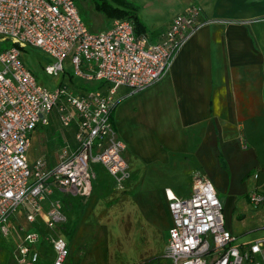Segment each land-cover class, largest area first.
Returning <instances> with one entry per match:
<instances>
[{
	"label": "crops",
	"instance_id": "1",
	"mask_svg": "<svg viewBox=\"0 0 264 264\" xmlns=\"http://www.w3.org/2000/svg\"><path fill=\"white\" fill-rule=\"evenodd\" d=\"M190 5L199 6L208 22L183 43L162 76L136 92L116 89L110 120L126 144L125 188H114L94 165L86 198L55 191L47 197L59 198L67 217L56 230L68 249L63 264H164L171 224L164 190L185 197L195 175L210 181L222 212L250 203L251 190L262 194L256 206L264 208V0H141L136 15L155 39ZM51 120L61 129L59 147L72 145L73 124L61 127L54 112ZM32 133L37 139L39 132ZM36 157L51 163L35 151ZM223 221L240 242L264 235L246 241L249 234L229 216ZM35 229L45 232L41 218ZM36 249L38 264H50L48 243Z\"/></svg>",
	"mask_w": 264,
	"mask_h": 264
},
{
	"label": "built area",
	"instance_id": "2",
	"mask_svg": "<svg viewBox=\"0 0 264 264\" xmlns=\"http://www.w3.org/2000/svg\"><path fill=\"white\" fill-rule=\"evenodd\" d=\"M200 8L190 5L174 14L155 39L136 34L129 18H111L103 30L90 31L74 0H0V232L17 209L30 223L42 219L45 231L66 223L59 198L52 192L86 198L100 165L112 186L124 189L130 177L126 144L110 120L116 89L136 92L157 81L183 43L208 22ZM32 46L52 58L47 75L64 72L67 57L71 74L94 81L91 90L62 82L48 89L36 82L25 66L20 49ZM55 113L59 125L73 124L72 145L65 143L56 162L47 167L27 151L32 131ZM171 224L162 257L164 264H264V235L240 242L224 225L222 206L210 181L195 175L185 197L164 190ZM252 205L263 201L256 190L248 193ZM36 225V224H35ZM33 230L14 247V264H38L36 245L46 241L53 252L50 264H63L68 249L60 235ZM142 264V263H138Z\"/></svg>",
	"mask_w": 264,
	"mask_h": 264
},
{
	"label": "rangeland",
	"instance_id": "3",
	"mask_svg": "<svg viewBox=\"0 0 264 264\" xmlns=\"http://www.w3.org/2000/svg\"><path fill=\"white\" fill-rule=\"evenodd\" d=\"M132 1L135 2H133L134 4L137 3L140 6L141 0ZM74 2L80 18L90 31L103 30L110 24L112 17H109L101 10L95 9L92 1L74 0ZM108 3L115 5L109 0ZM6 45H8L7 40L0 41L1 48ZM20 56L25 66L34 74L36 82L43 87L51 89L62 82L66 83L69 87H73L74 90H91L96 87L94 81H84L71 74V67L67 57L63 61L64 72L57 76H52L45 74L42 69L44 64L52 62V58L48 54L36 47L26 46L20 49ZM57 126L54 120L36 126V130L33 133L37 131L39 134L37 139L31 138L32 142L27 151L28 159L32 160L35 157L36 151L39 153V156H43L47 161L51 162L55 149L61 145L57 140V135L61 129ZM49 166H52V162L48 164ZM251 178L250 176L249 183L252 181ZM222 214L224 220L229 216L239 226L240 231L242 230V234H249L246 241L252 240V237L264 231V208L251 205L248 201L244 204L243 208H235L226 213L223 210ZM35 224L36 222L30 223L25 219L21 209H17L9 217L5 224L7 232L5 234L0 232V264H14L12 257L16 243L21 240L25 233L35 230ZM60 227L62 226H56L54 229L46 230L45 232L47 236L59 235V232L56 230Z\"/></svg>",
	"mask_w": 264,
	"mask_h": 264
},
{
	"label": "trees",
	"instance_id": "4",
	"mask_svg": "<svg viewBox=\"0 0 264 264\" xmlns=\"http://www.w3.org/2000/svg\"><path fill=\"white\" fill-rule=\"evenodd\" d=\"M95 9L105 12L112 18H129L133 22L134 32L136 34H148L144 23L137 17V5L128 0H109L113 2L112 5L108 0H90Z\"/></svg>",
	"mask_w": 264,
	"mask_h": 264
}]
</instances>
